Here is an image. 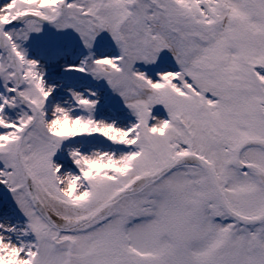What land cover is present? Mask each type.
<instances>
[{
  "label": "snow or ice",
  "instance_id": "6c2138e0",
  "mask_svg": "<svg viewBox=\"0 0 264 264\" xmlns=\"http://www.w3.org/2000/svg\"><path fill=\"white\" fill-rule=\"evenodd\" d=\"M0 264H264V0H0Z\"/></svg>",
  "mask_w": 264,
  "mask_h": 264
}]
</instances>
